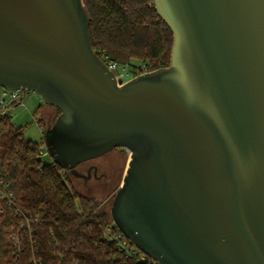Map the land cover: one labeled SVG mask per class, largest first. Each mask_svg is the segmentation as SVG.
Masks as SVG:
<instances>
[{
	"label": "water",
	"instance_id": "1",
	"mask_svg": "<svg viewBox=\"0 0 264 264\" xmlns=\"http://www.w3.org/2000/svg\"><path fill=\"white\" fill-rule=\"evenodd\" d=\"M166 68L120 86L83 0H0V87L61 113L65 172L131 153L111 218L156 264H264V0H153Z\"/></svg>",
	"mask_w": 264,
	"mask_h": 264
},
{
	"label": "trees",
	"instance_id": "2",
	"mask_svg": "<svg viewBox=\"0 0 264 264\" xmlns=\"http://www.w3.org/2000/svg\"><path fill=\"white\" fill-rule=\"evenodd\" d=\"M83 3L93 49L105 64L139 62L136 76L170 65L173 33L153 0ZM11 112L0 113V183L13 195L12 204L0 199V264H156L140 261L142 253L130 241L133 255L111 240L120 232L111 218L113 202L104 206L81 193L74 181L83 180L53 160L45 162L40 154L45 139L43 145L27 140ZM39 126L46 135L44 122Z\"/></svg>",
	"mask_w": 264,
	"mask_h": 264
},
{
	"label": "rangeland",
	"instance_id": "3",
	"mask_svg": "<svg viewBox=\"0 0 264 264\" xmlns=\"http://www.w3.org/2000/svg\"><path fill=\"white\" fill-rule=\"evenodd\" d=\"M140 66L141 63L134 62L133 66L129 67V74L131 73L128 77L129 80H131L134 75L132 73L138 71ZM2 92L3 89L0 87V96ZM11 114L13 124L23 129L25 138L39 145H43V138L45 139L39 122L43 121L45 128L49 129L59 116L56 108L46 105L41 96L34 92H28L23 101V105L14 108ZM42 151L44 152L42 156L43 160L45 162L52 161L48 154L46 144L42 146ZM129 161L130 157L125 149H116L108 155L91 162L99 167L100 174L103 173L108 177V184L102 185L101 183L92 181L85 186L83 181H74V185L81 193L94 196L98 198L99 201L104 202V206H107L114 201L118 190L123 184V178L126 176Z\"/></svg>",
	"mask_w": 264,
	"mask_h": 264
},
{
	"label": "built area",
	"instance_id": "4",
	"mask_svg": "<svg viewBox=\"0 0 264 264\" xmlns=\"http://www.w3.org/2000/svg\"><path fill=\"white\" fill-rule=\"evenodd\" d=\"M110 71H112L115 75L117 83L122 86L126 84L128 81L129 74V66L127 65H120L114 62H110L106 64ZM146 71L144 70L143 74H145ZM134 74V73H132ZM142 75V74H141ZM137 77L136 74L132 76V79ZM26 91H15V90H5L3 89V92L0 96V113L5 115L9 111H13L14 108L23 105V101L25 97L27 96ZM128 156L131 158V153L129 151H126ZM41 156L44 155V152L40 151ZM0 199L7 201L9 204H12L13 195L9 192V186L0 183ZM17 244L19 243V237H15ZM116 239L118 241L119 248L123 251H126L128 255L135 254L134 251L129 249L128 246V239L121 233L117 234L114 238H111V240ZM137 249V248H136ZM142 253V252H141ZM148 257L142 253L140 257V261L146 262V259ZM150 259V258H149ZM153 261V260H151ZM156 263V262H155ZM151 264V263H148Z\"/></svg>",
	"mask_w": 264,
	"mask_h": 264
},
{
	"label": "flooded vegetation",
	"instance_id": "5",
	"mask_svg": "<svg viewBox=\"0 0 264 264\" xmlns=\"http://www.w3.org/2000/svg\"><path fill=\"white\" fill-rule=\"evenodd\" d=\"M93 161H95V160H93ZM93 161L83 163L76 168V171L79 174L83 175L84 178L76 177L74 175H72V176H74L76 179L83 180L86 185H88L92 181H95L97 183H101L102 185L108 184V182H107L108 177L106 175H104L103 173L102 174L99 173L100 169L98 166L91 163Z\"/></svg>",
	"mask_w": 264,
	"mask_h": 264
}]
</instances>
